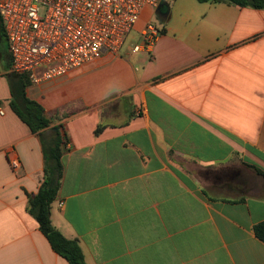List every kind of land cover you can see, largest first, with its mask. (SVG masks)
<instances>
[{"label":"crops","instance_id":"obj_1","mask_svg":"<svg viewBox=\"0 0 264 264\" xmlns=\"http://www.w3.org/2000/svg\"><path fill=\"white\" fill-rule=\"evenodd\" d=\"M150 22V52L123 46L27 88L66 140L53 225L86 264H264V177L251 168L264 173V10L161 0L137 40ZM10 70L0 37V264H69L29 213L43 146L11 108Z\"/></svg>","mask_w":264,"mask_h":264},{"label":"built area","instance_id":"obj_2","mask_svg":"<svg viewBox=\"0 0 264 264\" xmlns=\"http://www.w3.org/2000/svg\"><path fill=\"white\" fill-rule=\"evenodd\" d=\"M160 2L0 0L10 73L27 75L32 85H40L63 78L105 54L117 56L143 10ZM160 36L161 31L153 23H147L133 52H150ZM11 166L17 169V161H12Z\"/></svg>","mask_w":264,"mask_h":264},{"label":"trees","instance_id":"obj_3","mask_svg":"<svg viewBox=\"0 0 264 264\" xmlns=\"http://www.w3.org/2000/svg\"><path fill=\"white\" fill-rule=\"evenodd\" d=\"M199 3L228 2L233 5L264 10V0H197ZM1 22V19H0ZM2 23V22H1ZM0 23V24H1ZM0 37L5 38L3 26L0 25ZM11 88V108L13 112L24 122L32 133L39 134L44 154V181L36 195H29V213L39 225L41 233L48 240L52 249L69 264H86L83 251L75 240L64 237L53 225L51 219V206L57 198L63 177L62 155L66 146V140L61 129L53 126V121L45 115L43 107L27 96V88L30 80L27 75L9 76ZM51 128L52 139L47 141L43 131ZM102 130L100 126L97 133ZM255 172L264 177L259 169L251 167ZM256 237L264 243V222L254 227Z\"/></svg>","mask_w":264,"mask_h":264},{"label":"rangeland","instance_id":"obj_4","mask_svg":"<svg viewBox=\"0 0 264 264\" xmlns=\"http://www.w3.org/2000/svg\"><path fill=\"white\" fill-rule=\"evenodd\" d=\"M138 39V32L136 31V30H134V31H132L131 33H130V35L128 36V38H127V40H126V42H125V44H124V48L125 47H131L132 45H134V44H138L139 43V40H137ZM199 171H201V170H199V169H197V168H195V175L198 177V174H199ZM206 172L204 171L202 174H201V177H202V179H201V181H202V183L204 184V186L206 187V188H208V189H210L209 188V185H208V182H210V180L208 179L209 178V176H208V173H206Z\"/></svg>","mask_w":264,"mask_h":264}]
</instances>
